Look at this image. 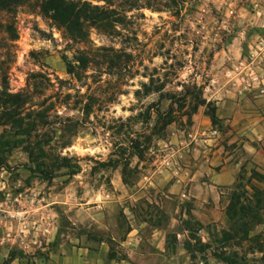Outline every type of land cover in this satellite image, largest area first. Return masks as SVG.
<instances>
[{"label":"rangeland","instance_id":"rangeland-1","mask_svg":"<svg viewBox=\"0 0 264 264\" xmlns=\"http://www.w3.org/2000/svg\"><path fill=\"white\" fill-rule=\"evenodd\" d=\"M83 1L116 32L73 43L25 0L0 50V91L40 74L34 102L54 104L47 126L0 127V264L125 242L154 264H264V0ZM85 49L119 74L77 81L65 61Z\"/></svg>","mask_w":264,"mask_h":264},{"label":"trees","instance_id":"trees-1","mask_svg":"<svg viewBox=\"0 0 264 264\" xmlns=\"http://www.w3.org/2000/svg\"><path fill=\"white\" fill-rule=\"evenodd\" d=\"M25 0H0V50L8 48L9 43L17 40L18 35L13 23V11ZM39 10L43 17L49 19L64 38L73 43L86 42L89 29H98L105 33L116 32L115 28L122 23L121 15L114 9L104 6L94 5L89 1L83 0H40ZM67 73L80 81L85 76V72L91 65H106L108 75H118L120 65L113 62L112 58L107 63H100L96 60L95 54L89 49L76 52L72 61H65ZM105 70V71H106ZM40 74L33 75V81L29 83V90L26 92L8 93L0 91V127L3 125L16 126L17 129H39L49 125L48 119L54 112V104L45 106V101L37 104L34 102V92L38 87ZM46 82L49 83L47 79ZM3 90V89H2ZM88 108L87 105L84 109ZM23 112L26 118L33 116L32 121L24 123ZM8 113V114H6ZM24 115V116H25ZM211 120L215 119L214 112L211 111ZM168 124V123H167ZM63 128L71 130L72 127ZM44 143L45 145L47 144ZM1 146V143H0ZM29 158L36 161L35 172L43 177L44 180H51L54 176L44 170L42 162L36 159L44 158L45 148L39 143L34 146H27ZM0 167L1 164H0ZM71 174H74L73 172ZM262 179L264 177L262 176ZM242 208V207H241ZM7 261H11L8 259Z\"/></svg>","mask_w":264,"mask_h":264},{"label":"crops","instance_id":"crops-1","mask_svg":"<svg viewBox=\"0 0 264 264\" xmlns=\"http://www.w3.org/2000/svg\"><path fill=\"white\" fill-rule=\"evenodd\" d=\"M125 245H128L130 248H126ZM122 247H125V256L113 254L109 249L103 247H72L69 250L60 248L52 253L46 261L34 264H154V256V258H146L137 255L136 252L134 253L136 244L125 242L122 244Z\"/></svg>","mask_w":264,"mask_h":264}]
</instances>
